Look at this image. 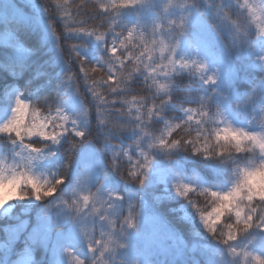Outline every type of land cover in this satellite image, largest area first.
<instances>
[{"label": "snow or ice", "instance_id": "6c2138e0", "mask_svg": "<svg viewBox=\"0 0 264 264\" xmlns=\"http://www.w3.org/2000/svg\"><path fill=\"white\" fill-rule=\"evenodd\" d=\"M203 2L209 9L203 26L219 37L222 45L220 56H213L206 46L203 55L200 47L196 48L195 56L178 55L182 40H187L189 46H193L189 40V20L193 12L184 10L191 5V9L198 12L195 0H181L179 3L167 0L162 5L163 17L155 15L146 23L140 19L139 10L148 8L153 0H106L96 6L99 23L93 28L86 27L93 17L82 13L80 10L84 9V5L79 4L76 14L86 15V18L74 22L79 27L66 23L65 28L68 33L90 36L103 46L104 55L95 63L82 57L76 45L72 46V51L80 64L82 79L92 98L97 101L96 118L108 129L105 142L111 144L113 135L124 132L135 134V140L128 149L121 147L117 153V146L111 144L113 157L109 163L112 168L124 179L143 185L151 166L153 150L162 151L171 158V154L180 149L229 165L233 180L226 189L176 183V192L196 209L203 228L225 247L233 262L242 255L245 264L248 261L264 264V248L257 252L243 245L244 250L238 251L242 245L239 242L245 237H250L249 243L257 238L264 240V0H229L228 4L224 0ZM0 6L4 9L0 14L5 22L10 19L14 23H22L21 10L24 5L18 0H12L11 4L0 0ZM174 7L181 9L179 15L170 14ZM122 10H137L135 22L122 23ZM67 15L65 13V19ZM2 34L4 43L11 44V33L5 31ZM258 44L261 47L257 51ZM15 47L20 54L19 62L4 65L7 71L13 73L18 68L23 70V56L28 52L20 44H15ZM245 55L254 59L248 62L247 67H242L236 58ZM130 65L133 66L132 70H129ZM185 70L193 77L192 83L196 88L192 95L177 101L172 81ZM97 75L99 79H96ZM141 78L147 94L139 100L133 98L135 107L126 108L128 102L121 98ZM161 79L167 83H159ZM245 81L251 87L243 92L237 91L236 86ZM97 86L104 89V95L95 91ZM76 91L79 92L78 88ZM205 91L207 94H204ZM233 99L234 106L231 104ZM213 102L215 112L211 111ZM29 103L17 95L10 118L0 124V133L7 134L13 144L19 142L27 153L20 156L19 164L6 166L0 161V209L14 199L34 197L45 200L57 192L65 179L63 173L54 180H42L30 170L33 160L44 158V148L60 145L65 138L73 148L94 139L86 128L78 124L77 119L70 117L60 107H50L49 114L43 117L38 110L33 111L28 122H25ZM185 103L195 104L197 108H184ZM169 105H179L183 113L182 117L176 114L175 123L165 119ZM227 107L244 109L246 123L242 126L233 123L226 115ZM88 114L89 109L85 105L84 116ZM161 123L163 130L159 136L148 131ZM32 137L39 140L33 141ZM26 139L28 142H25ZM86 180L87 176H84L78 181L71 199H61L57 203L64 205L74 219L91 217L95 220L90 225L81 224L92 258L86 261L78 256L77 264H113L118 249L131 247L130 242L121 240V236L138 233L143 206L129 203L127 210L123 211L120 205L123 197L100 188L92 191L87 188ZM190 194L210 197L211 211L204 212L197 208ZM43 211L47 215L48 207ZM221 217L229 222L218 224ZM63 219L62 214L57 222ZM23 226V223L18 228L3 226L0 230L5 239L0 241V248H8L18 241ZM48 231L47 225L42 230H34L13 264H34L33 246L44 244ZM192 247L195 249L194 244ZM64 251L69 256L74 254L70 248ZM119 264H127V261L121 259ZM131 264H141L140 259H133Z\"/></svg>", "mask_w": 264, "mask_h": 264}, {"label": "trees", "instance_id": "16d2710c", "mask_svg": "<svg viewBox=\"0 0 264 264\" xmlns=\"http://www.w3.org/2000/svg\"><path fill=\"white\" fill-rule=\"evenodd\" d=\"M11 4L12 0H4ZM106 0H18V3L24 5L21 10L23 13L22 23H14L10 19L5 22L0 14V97L10 86L17 87L22 97L30 101L31 112L38 110L41 117L49 114V108L60 107L70 117L77 119L78 124L86 128L94 138L88 143H82L77 147H71L67 138L61 141L60 145H51L47 147L54 151L58 156L51 161V168L56 172L57 177L63 173L64 182L58 186L57 192L45 200L39 202H30L28 197L18 202L11 214L0 216V229L3 226L19 227L23 223V229L20 231V239L4 250H0V264H8L16 256V252L24 247L27 238L34 230H42L45 225L49 227L47 240L42 245L33 246V255H35L34 264H69L70 260L63 255L66 248L72 249L73 253L82 259L90 260V252L83 245V242L71 236L72 221L64 219L58 221L61 214L62 204L57 201L61 199H71V193L74 189L79 174L86 169L99 167L95 172L94 190L105 187L107 190L123 197L125 206L129 203H140L142 209L148 213L160 214L168 222L179 237L180 246L174 252H164L157 254L152 246L143 244L140 240L134 238L132 242L133 257L141 258V264H218L222 255L226 251L225 247L217 241L211 233H208L199 220V213L192 208L187 199L177 194L176 183H192L198 187H212L226 189L230 186L233 176L230 166L219 162L205 159L197 154L189 153L184 150H175L169 158L168 154L153 150L152 162L148 169L147 177L143 185L134 180L124 179L111 166L113 157L112 145H116L115 151L118 153L120 148L128 149L129 145L135 140V134L124 132L120 135L111 137V144L105 142L104 136L108 129L99 123L96 118V103L92 98L87 85L82 79L83 73L80 71V64L76 60L72 46H77V51L89 62L95 63L100 56L104 55V49L100 42L85 34H74L66 32V23L70 26L79 27L76 21L86 18V15H77L76 6L84 5L80 11L91 15L93 19L86 26L93 28L99 23L96 6ZM181 0H173V3H179ZM167 0H153V3L141 11L140 19L142 22H149L152 17L158 15L163 17L162 5ZM199 11L191 9V5L184 11L192 10L193 15L189 20V40L193 46L190 47L187 40H182L178 48V55L187 54L189 57L196 55V48H201V55L204 52V46L213 54L220 56L222 54V45L215 32L206 29L203 25L205 18L209 15V9L203 0H195ZM225 4L229 0H224ZM161 4V9L159 6ZM46 9H48L46 11ZM4 11L0 6V13ZM137 10H122L121 22L131 24L135 22ZM181 9L174 7L170 14L179 15ZM67 13V19H65ZM11 33V44L4 43L3 32ZM119 31V29L117 30ZM15 44H20L28 49L27 54L23 56V70L17 69L15 73L7 71L5 64H17L20 60V54L17 52ZM261 47L257 45V51ZM159 50L157 49V54ZM253 56L245 55L237 57L242 67H247ZM133 66H129L132 70ZM80 77V78H77ZM100 76L97 75L96 79ZM193 77L188 70L178 73L174 81V94L177 101L187 98L193 94L196 85L192 83ZM151 84V81L148 82ZM159 83H167L163 79ZM199 87L207 88L205 85ZM251 84L247 81L236 86V90L243 92L250 88ZM78 88V91L76 89ZM155 88H153V91ZM95 91L99 95H104V89L97 86ZM147 93L143 88V80L131 85V91L121 99L128 103L125 106L135 107L132 103L133 98L139 100ZM204 94H207L205 91ZM217 99H220L217 97ZM43 100L46 102L44 103ZM235 105V100L231 101ZM85 105L89 109L87 117L84 116ZM120 107L119 104L116 105ZM184 108H197V105L184 104ZM229 109L226 108V115L229 118ZM211 111L215 112V103H212ZM176 114L183 116L179 105H169L165 119L170 123H175ZM106 115V114H105ZM0 121L1 117H0ZM1 123V122H0ZM111 126V119L108 120V127ZM163 130V123L155 128H149L148 131L155 136H159ZM183 135V133H180ZM33 141L39 140L38 137H32ZM4 145L13 146L10 139L0 138ZM27 140V139H26ZM28 142V141H27ZM41 143H47L41 141ZM39 146V145H34ZM145 149L146 145H145ZM70 152V156L68 153ZM126 160V158H125ZM56 177V178H57ZM190 197L196 202L197 208L201 211H211V199L190 194ZM48 207L47 215L44 214L45 207ZM60 206V207H59ZM229 221L221 217L218 224H226ZM70 235V236H69ZM5 239V235L0 230V241ZM250 237H245L239 243L242 244L238 251L242 252L243 245L250 249L260 252L264 248V240L257 238L249 243ZM195 245L193 249L192 245ZM248 264H254L248 261Z\"/></svg>", "mask_w": 264, "mask_h": 264}, {"label": "rangeland", "instance_id": "374dc122", "mask_svg": "<svg viewBox=\"0 0 264 264\" xmlns=\"http://www.w3.org/2000/svg\"><path fill=\"white\" fill-rule=\"evenodd\" d=\"M17 95H21L15 86L8 87L3 95L0 97V121L4 123L7 119L10 118L12 114V108L15 106V98ZM22 97V95H21ZM23 98V97H22ZM24 99V98H23ZM234 106V105H233ZM31 105L29 103L28 112L25 114V122H28L31 115ZM229 119L233 121L238 126H242L246 123V115L244 109H236L234 107H230L229 109ZM5 133H0V138L5 137ZM27 142V140L25 141ZM51 151L50 149L44 148V158L43 159H36L33 160L32 164L30 165V170L32 174L40 177L43 179L48 180H54L57 175L56 172H54L51 168V161L54 160L58 155H49ZM17 153H20V155H17ZM27 153L22 149V146L19 142H16L13 144V146L4 145L2 141L0 140V161H3V163L7 165H11L12 163L19 164L20 156H26ZM99 171V167L93 168V169H86L83 170L77 179V183L74 186V189L78 186V181L84 177L87 176V180L85 181L87 188L95 191L94 183H95V172ZM74 189L71 193V198L74 196ZM102 190H107L105 187H100ZM109 191V190H108ZM30 202L36 203L40 200H36L34 197H28ZM22 201V199H14L9 201L7 205L4 206L3 209H0V216H7L12 213L14 210L16 204L18 202ZM120 205L123 211L127 210V206H125L123 200L120 201ZM60 207V206H59ZM64 209V205L61 206L60 210ZM61 214H64L66 216V219H69L72 221V231L71 236L75 239L83 242V245L88 248L87 245V239L85 238L84 234L81 231V224L84 225H90L95 222L94 218L91 217H84L82 219H74L72 215L68 214L67 210L64 209L63 213L61 211ZM68 216V217H67ZM70 236V235H69ZM136 238L140 240L143 244H147L153 247L157 254H162L164 252H174L181 244L178 241L179 237L173 227L165 221V219L160 215L156 213H148L147 211H144L142 209V215L140 217V223H139V231L137 232H130L127 237L121 236V240H126L132 244V240ZM133 248L134 246L131 245L128 249H118L116 253V260L113 262V264H119V261L121 259H124L127 261V264H131V261L134 259L133 257ZM0 250H4V248H0ZM22 249L18 250L16 252V256L12 258L8 264H13V262L17 259V254ZM63 255L70 260L69 264H77V256L75 254L69 256L66 252L63 253ZM92 258V254L90 253V259ZM33 260L35 261V255H33ZM140 262L143 261L140 258ZM218 264H245L244 257L241 255L239 259L235 262H233L232 258L227 254V251L224 252V255H222L220 261Z\"/></svg>", "mask_w": 264, "mask_h": 264}]
</instances>
